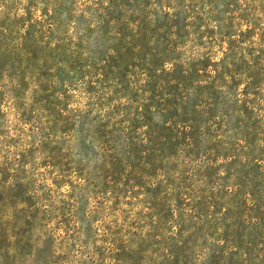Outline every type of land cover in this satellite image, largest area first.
Listing matches in <instances>:
<instances>
[{"label": "rangeland", "instance_id": "obj_1", "mask_svg": "<svg viewBox=\"0 0 264 264\" xmlns=\"http://www.w3.org/2000/svg\"><path fill=\"white\" fill-rule=\"evenodd\" d=\"M0 264H264V0H0Z\"/></svg>", "mask_w": 264, "mask_h": 264}]
</instances>
